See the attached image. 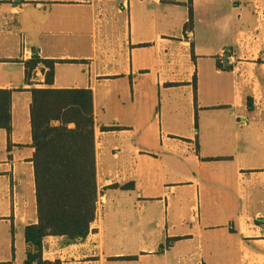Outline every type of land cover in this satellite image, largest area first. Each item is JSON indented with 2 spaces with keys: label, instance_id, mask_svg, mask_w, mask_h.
<instances>
[{
  "label": "crops",
  "instance_id": "crops-1",
  "mask_svg": "<svg viewBox=\"0 0 264 264\" xmlns=\"http://www.w3.org/2000/svg\"><path fill=\"white\" fill-rule=\"evenodd\" d=\"M254 1L0 0V264H26L37 224L31 90L47 86L41 66L24 77L34 51L54 62L52 89L92 93L97 187L88 235L45 237L42 264H264Z\"/></svg>",
  "mask_w": 264,
  "mask_h": 264
},
{
  "label": "trees",
  "instance_id": "trees-1",
  "mask_svg": "<svg viewBox=\"0 0 264 264\" xmlns=\"http://www.w3.org/2000/svg\"><path fill=\"white\" fill-rule=\"evenodd\" d=\"M189 17L191 22V10ZM38 66L47 88L31 90L37 224L24 231L31 249L26 264H42V241L47 236H62L68 243L84 239L97 203L92 93L52 89L54 62L39 59L35 51L25 62L27 82ZM10 99V92L0 91V128L8 133Z\"/></svg>",
  "mask_w": 264,
  "mask_h": 264
},
{
  "label": "built area",
  "instance_id": "built-area-1",
  "mask_svg": "<svg viewBox=\"0 0 264 264\" xmlns=\"http://www.w3.org/2000/svg\"><path fill=\"white\" fill-rule=\"evenodd\" d=\"M253 7H254V14L257 19L258 27L256 31L253 34H251L249 37H251L254 42H258L260 40V42L263 43L264 37L260 39L259 35L261 32L264 33V2L260 0H255L253 3ZM21 54L23 58L26 55H30V51L25 46L24 39H22V42H21ZM32 55L33 54H31V56ZM36 55L39 58L38 54Z\"/></svg>",
  "mask_w": 264,
  "mask_h": 264
}]
</instances>
